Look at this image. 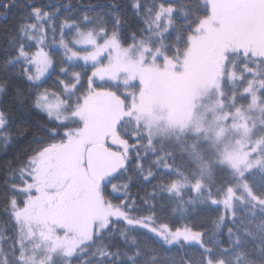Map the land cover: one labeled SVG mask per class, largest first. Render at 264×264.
Returning <instances> with one entry per match:
<instances>
[{
	"label": "snow or ice",
	"instance_id": "6c2138e0",
	"mask_svg": "<svg viewBox=\"0 0 264 264\" xmlns=\"http://www.w3.org/2000/svg\"><path fill=\"white\" fill-rule=\"evenodd\" d=\"M195 2L208 14L193 0H0V264H264V117L250 115L264 113V48L229 30L235 45L195 85L218 90L213 124L195 128L213 143L199 165L177 164L188 153L153 111L225 10L264 31V0ZM229 51V80L260 79L226 94Z\"/></svg>",
	"mask_w": 264,
	"mask_h": 264
},
{
	"label": "rangeland",
	"instance_id": "374dc122",
	"mask_svg": "<svg viewBox=\"0 0 264 264\" xmlns=\"http://www.w3.org/2000/svg\"><path fill=\"white\" fill-rule=\"evenodd\" d=\"M225 28H221L219 23L213 25L217 31L210 33L209 38L206 43L201 46L200 54L198 58L192 62L189 68V73L186 78H184L178 84L163 83L161 85L159 99L153 105L154 114L160 117L159 128L164 129L162 136L173 137L176 135L177 130L181 131L180 124L186 125L183 131L195 132V128L198 124H203L205 127H209L214 122V114L208 112L207 109L214 106L218 101V90L215 87L211 89H206L203 86H195L202 79L206 73L209 66L215 67L213 61L217 57L219 48L231 45L234 46L236 41L227 39L229 30L233 33L244 32L246 38L241 43L248 44L251 42L254 46L264 48V31L247 26L242 19L233 11L225 10L224 15ZM228 56V63L220 66L219 70L223 73V76H218L217 80H222V88L225 93H229L230 85L232 89L236 87L243 88L249 79L259 80L260 77H245L244 84H235L233 81L229 80L228 74L232 71L231 60L236 55L235 53L229 51L226 53ZM250 66H255L254 59L251 58V53H249ZM240 65L236 66L235 71L239 72ZM259 71L264 72V60L261 61ZM255 87V86H254ZM239 95V94H238ZM189 99L191 103L189 104ZM228 95H225V100L227 101ZM250 102V96H246L243 100L237 99V104H243L245 107ZM264 104V101L261 100ZM254 120H259V118L264 117V113H261L259 109L250 113ZM169 120L177 121L176 127H169ZM171 128L170 132L165 130ZM176 130V131H175ZM260 131L254 134L256 136L260 135ZM238 138V134H230L221 141L219 147L227 144H234L235 140ZM204 139L203 133L199 134L197 141ZM210 146L213 147V143L210 140L208 142Z\"/></svg>",
	"mask_w": 264,
	"mask_h": 264
},
{
	"label": "trees",
	"instance_id": "16d2710c",
	"mask_svg": "<svg viewBox=\"0 0 264 264\" xmlns=\"http://www.w3.org/2000/svg\"><path fill=\"white\" fill-rule=\"evenodd\" d=\"M38 2L41 3H55L56 0H38ZM61 3H68L69 0H60ZM84 4H87L89 2V0H83ZM92 3H99L102 2V0H91ZM71 3L75 4L76 0H71ZM193 7H199L201 9V11L198 13V15H207L208 14V8L207 5H201L195 2V0H193ZM6 23H11V17H9L8 20H5L3 18H0V26L6 24ZM178 27H180V25H178ZM174 38V34L173 37ZM188 46V42L187 40H184L181 42V47H187ZM51 81H49L50 83ZM262 101H264V96H262ZM172 129L168 128L165 131L166 132H170ZM176 131V130H175ZM176 133L175 136H173L171 140H168L167 146L168 147H172L174 148L175 151L179 152L180 148L176 147V143L177 140L179 141L181 147H183V149L188 153L187 156L185 157H177V164H181L182 162L184 164H187V162L189 160L195 161V163L197 165H199L200 163L203 162L205 157L211 158L213 155V147L210 146L209 144H200L198 143L197 139L199 138V135H196L195 132H190V131H176L173 132ZM164 137V136H163ZM167 138V137H164ZM15 153H10V155H14ZM197 157H199V159H197ZM10 158V156L5 157L2 154H0V159H8ZM260 177L257 176V182H259ZM118 182V181H117ZM137 192V188L135 186H133L132 188V193L135 194ZM118 195L116 193L113 194Z\"/></svg>",
	"mask_w": 264,
	"mask_h": 264
}]
</instances>
